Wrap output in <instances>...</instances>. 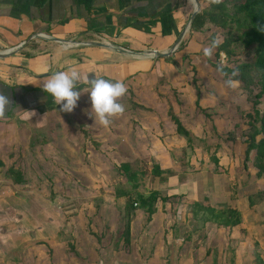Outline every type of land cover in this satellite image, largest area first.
<instances>
[{
  "label": "crops",
  "instance_id": "1",
  "mask_svg": "<svg viewBox=\"0 0 264 264\" xmlns=\"http://www.w3.org/2000/svg\"><path fill=\"white\" fill-rule=\"evenodd\" d=\"M193 12L191 0H0V53L12 51L0 58V95L9 100L0 110V143L7 141L20 150L33 146L47 162L48 151L58 145L46 142L47 138L53 135L55 140H64L65 125L70 123L64 116L51 121V109H47L54 104L41 85L51 71L75 66L82 77L119 80L131 91L127 93L133 99H120L124 111L111 117L107 127L89 115L87 129L93 139L98 136L102 141L99 148L106 149V154L128 157L118 163L120 167L128 164L130 172L154 182L146 190L145 181H134L123 172L131 188L119 186L113 194L103 195L98 199L103 208L99 212L93 199L91 213H82L75 227L34 229L28 224L20 257L24 264H264V212L251 210L264 207V201L251 206V186L264 177L257 178L256 169L253 176L250 168L239 172V159L233 163L221 154L213 157L218 163L215 171L217 167L197 142L205 137V118L195 114L198 124L176 115L171 100L155 94L160 70L173 82L178 74L174 66L190 62L188 56L196 51L191 40L185 41L190 36L187 32L172 51ZM86 42L104 45L82 44ZM149 50L170 54L158 58L141 54ZM188 73L183 85L190 87ZM77 89L88 91L83 78ZM170 107L185 128L194 132L195 143L178 133ZM37 139L40 143H33ZM60 144L64 151V142ZM86 150L95 155L90 147ZM144 158L150 161L148 172L133 171L130 164ZM1 159L5 168L6 160ZM158 167L161 175L153 173ZM102 183L107 188L111 184ZM95 187L93 183L91 188ZM152 191L160 195L148 220L149 212L138 196ZM196 203L216 210L236 209L241 222L233 227L220 225L206 218V213H197ZM93 218L98 220L94 228L83 223L88 220L89 225ZM127 222L128 241L124 236ZM5 252L0 247V259ZM7 252L11 257L12 252ZM2 264H17L16 256L7 262L2 259Z\"/></svg>",
  "mask_w": 264,
  "mask_h": 264
},
{
  "label": "rangeland",
  "instance_id": "2",
  "mask_svg": "<svg viewBox=\"0 0 264 264\" xmlns=\"http://www.w3.org/2000/svg\"><path fill=\"white\" fill-rule=\"evenodd\" d=\"M191 1L193 11L196 9V2L200 5V11L209 7L211 2V0ZM233 1H230L231 9H233ZM189 30H187V34ZM239 35L240 32L236 28H232L229 32L228 29L216 27L207 21L201 35L192 38L187 36L185 41L191 40L196 51L188 56L190 62L186 61L185 64L174 66L178 69V74L172 77L175 85L161 69L159 91L155 90V94L157 98L159 95L163 100H171L169 104H173L176 108L174 111L176 115L181 114L183 118H192L198 124L199 121L194 118L195 114L205 118L203 126V128L205 127V139L198 140L197 142L200 144H197L204 147L212 165L218 166L213 157L221 154V157H226V159L229 157L233 163L239 159V172L242 170L248 172L250 168L251 176H253L255 171L252 163L254 151L251 153V160L247 162V167L242 165L247 146L245 139L250 130L249 119L246 115L252 112V96L239 81H233L234 86L229 87L226 81L231 79L230 76L223 77L213 66V64H217L234 68L238 64L255 61L254 47L244 46ZM226 38L232 40L230 46L232 54L228 57L224 52L217 54V45ZM188 72L192 77V80L188 82L190 87L183 85V82L187 81L185 75H188ZM255 79L256 81L259 79L257 72H255ZM253 89L254 93H257L259 85L255 84ZM127 92L131 91L127 90L122 97L118 98V102L120 99L122 101L133 99V94L131 93L129 97ZM80 93L77 105L71 113L60 111L59 105L55 104L54 107L47 109H51L49 111H51L52 122H56L60 116H64L70 123L68 126L65 125L64 140H55L53 135L51 139L44 134L48 137L46 142L58 144L57 146L54 144L53 148L48 151L50 156H46L47 162L43 161L44 155H40L33 146L20 150L10 147L7 141L0 143V156L6 160L5 168H0V247L6 249L4 257L0 259V264H2V259L7 262V260H12L14 255L17 264H24L20 257L23 255V245L26 243L24 242V236L27 233L25 226L28 227V224L34 229H48L55 226L56 228L75 227L81 220L79 216L82 213L86 215L91 213L93 199L97 206L96 210L99 212L103 209L99 198L103 195L113 194L112 190L119 189V186L122 187L121 189L126 187V190L131 188V183L127 181L128 177L124 176L125 174L118 164L122 159L128 157L111 156L106 154V149L99 148L102 146V141L98 136H95L94 140L91 132L87 129L88 113L91 112L89 94L81 91ZM198 93H200V105L203 110L194 106ZM259 107L263 109L264 105L261 104ZM179 109H181L180 113H178ZM206 114H210L211 117ZM186 126L193 125L186 124ZM198 132L201 130L199 129ZM40 141L37 139L33 143H40ZM62 141L64 142V151L60 144ZM192 143H195V138H192ZM92 145L96 146V151ZM86 147H90L95 155H91ZM56 153L58 157H56ZM60 153L62 157H60ZM177 155L181 156L180 153ZM192 155L193 153L190 154V156ZM144 159L140 160L141 163L134 161L133 164H130L132 170L139 169V171L147 173L150 161ZM10 166L18 168L16 170L24 174L27 180L26 184L16 185L13 182V178L6 174ZM138 179L145 181L146 190L154 186L153 181L150 182L149 178L145 176L142 178L141 174L136 176L134 181ZM103 181H110L109 188L102 183ZM93 183H96L97 187L91 188ZM81 185H89V187L82 188ZM259 188L261 193L257 192ZM253 190L254 193L251 195L254 197V201L256 203L264 201V181L251 186V191ZM251 210L264 212V207H253ZM86 215H84L85 218L92 217ZM97 221L93 218L89 225L87 224L88 220H84L83 223L94 228ZM8 250L12 252V256L9 258L7 257Z\"/></svg>",
  "mask_w": 264,
  "mask_h": 264
},
{
  "label": "trees",
  "instance_id": "3",
  "mask_svg": "<svg viewBox=\"0 0 264 264\" xmlns=\"http://www.w3.org/2000/svg\"><path fill=\"white\" fill-rule=\"evenodd\" d=\"M230 1L232 2L233 0H211L209 7L203 9L195 16L189 30V35L192 36L194 33L203 32L206 22L210 21L214 26L228 29L229 32H231L232 28H236L238 32H240L239 38H241L244 46L254 47L256 58L253 63H241L234 68L217 64H213V66L223 77L226 78L230 76L231 80L241 82L252 96V112L246 115L249 119L248 125L250 126V130L245 139L247 146L243 166L245 168L247 167V162L251 160V153L254 151L255 155L252 163L256 169L257 178H262L264 177V107L260 109L259 106L261 104L264 105V28L261 27L264 26V0H235L233 1V9L230 8ZM231 43L232 40L229 38L224 39L222 43L217 45V54L224 52L227 57L231 55ZM184 44L185 42L181 44L180 48H182ZM186 58L187 57H184V59ZM255 72L259 74L258 81L255 79ZM233 73H235V75H233ZM255 84L259 85V91L257 93H254L253 89ZM196 105L203 110L200 105V93H198ZM169 115L176 123L178 133L186 136L189 143L192 142L191 133L173 113L172 107L169 108ZM206 115L211 117L210 114ZM215 159L217 161L216 157ZM3 166L4 162L0 158V168ZM120 168L122 172L132 176L133 179L136 178V173L130 172L128 164H122ZM153 173L161 175L163 170L158 167ZM6 174L13 178L15 184H22L26 181L24 174L21 171L15 170L13 167L9 168ZM159 195L158 191H152L147 196H138L140 205L149 212L148 220L156 211L155 204ZM162 199H166V197ZM252 205H254V199L251 196V206ZM195 206L197 207L195 209L197 213L200 211L206 213L208 215L206 218L220 225L233 227L239 225L241 222V213L236 209L226 208L216 210L200 203H196ZM131 207H133V204ZM124 236L125 240L128 241L130 238V222H127Z\"/></svg>",
  "mask_w": 264,
  "mask_h": 264
},
{
  "label": "clouds",
  "instance_id": "4",
  "mask_svg": "<svg viewBox=\"0 0 264 264\" xmlns=\"http://www.w3.org/2000/svg\"><path fill=\"white\" fill-rule=\"evenodd\" d=\"M261 27L264 28V26ZM52 63H56L55 58H53ZM82 78L88 87L87 92L91 103V112L88 114L94 119V122H99L100 125L107 127L111 117L124 111L123 105L118 102V98L127 91L123 82L100 78L95 75L82 77L78 67L70 66L64 70L51 71L43 79L41 87L51 98L53 104L59 105L60 111L71 113L81 94L76 89ZM226 84L229 87L234 86L231 79H228ZM8 103L7 97L0 95V110L5 109Z\"/></svg>",
  "mask_w": 264,
  "mask_h": 264
},
{
  "label": "water",
  "instance_id": "5",
  "mask_svg": "<svg viewBox=\"0 0 264 264\" xmlns=\"http://www.w3.org/2000/svg\"><path fill=\"white\" fill-rule=\"evenodd\" d=\"M200 12V5L196 2V9L194 10L192 16H191V19L187 25V28H186V31H184V33L180 36L179 40L177 41V43L174 45L172 51L176 50V46L178 45V43L181 41L182 37L184 36L185 32H187V30L190 29L191 25H192V22L195 18V16ZM54 40L56 41H59V42H63V40L61 39H57V38H54ZM90 43L92 44H95V45H104L102 43H97V42H86V43H82V44H87L89 45ZM12 51H7L5 53H0V58H3V57H6L8 56V54H10ZM143 55H147V56H151V57H166L168 56V54H170L169 52H159V51H156V50H149V51H145L144 53H141Z\"/></svg>",
  "mask_w": 264,
  "mask_h": 264
}]
</instances>
